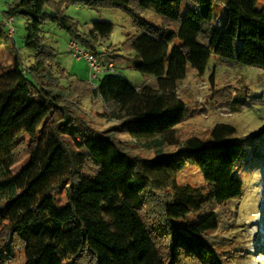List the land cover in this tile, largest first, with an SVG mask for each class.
Wrapping results in <instances>:
<instances>
[{"label": "trees", "instance_id": "obj_1", "mask_svg": "<svg viewBox=\"0 0 264 264\" xmlns=\"http://www.w3.org/2000/svg\"><path fill=\"white\" fill-rule=\"evenodd\" d=\"M70 4L119 8L135 32L116 49L102 48L113 24L94 20L82 31L65 12ZM215 4L224 6L221 25L212 23ZM145 9L162 22L144 18ZM8 17L13 31L15 17L24 20L27 65ZM47 23L99 61L125 62L152 79L135 86L108 68L109 59L95 86L72 78L46 40ZM0 43L12 56L0 74V264L13 249L22 264H226L209 233L220 226L215 208L243 194L238 171L248 150L229 123H215L205 136L181 132L189 109L178 87L188 66L204 74L212 52L264 70V0H10L0 10ZM89 97L102 102V119L118 124L96 128L80 109ZM228 100L239 109L238 96ZM112 130L154 155L131 153ZM164 145L177 149L162 154ZM188 164L198 166L206 187L178 182ZM59 191L65 204L57 209Z\"/></svg>", "mask_w": 264, "mask_h": 264}, {"label": "rangeland", "instance_id": "obj_2", "mask_svg": "<svg viewBox=\"0 0 264 264\" xmlns=\"http://www.w3.org/2000/svg\"><path fill=\"white\" fill-rule=\"evenodd\" d=\"M4 1L7 0H0V10L5 5ZM65 12L78 22L82 31H87L94 20L111 22L113 30L101 45L102 48L112 46L116 49L122 45L127 34L135 32L130 17L119 8H91L70 4ZM141 14L152 23L162 22V18L152 10H142ZM223 16L224 6L215 4L212 23L221 25ZM45 29L46 40L57 50V61L64 71L74 79L87 80L95 86L97 78L91 79L88 63L84 59H75L67 50V32L52 23H47ZM12 34L14 40L11 42L18 47L21 61L27 65L30 56L21 44V36L24 34V20L21 17H15ZM11 57L8 46L0 43V74L11 68ZM103 58L105 63L109 59L111 62L108 63L113 64L112 69H118L135 86H141L152 79L128 67L125 62H117L105 56ZM210 74H213L212 82L209 81ZM178 93L189 109L184 121L178 125L181 132H195L205 136L215 123L224 122L236 128L235 138L243 139V145L248 150L247 162L238 171V177L243 182V194L225 207L215 208L219 213L220 226L210 232L209 237L222 251V255H226V264H264V70L221 60L212 52L203 75H198L188 66L186 78L179 83ZM231 93L241 101L236 111L229 108ZM103 108L102 102L93 97L83 99L80 104L85 117L96 128L107 129L118 124L115 118L104 120L100 117ZM112 132L120 141L127 143L131 153L142 157L154 155L152 150L146 149L127 134L117 130ZM176 149V146L164 145L161 153H174ZM19 167L17 164L14 171ZM177 180L180 184L206 187L200 169L194 164H188L179 171ZM64 204V191H59L55 194V205L59 209ZM23 260L22 252L13 249L5 264H22Z\"/></svg>", "mask_w": 264, "mask_h": 264}, {"label": "built area", "instance_id": "obj_3", "mask_svg": "<svg viewBox=\"0 0 264 264\" xmlns=\"http://www.w3.org/2000/svg\"><path fill=\"white\" fill-rule=\"evenodd\" d=\"M6 22L8 25V34H12L14 32L13 27L11 26V23L13 22L12 17L6 18ZM67 48L75 57V59H84L88 63L91 79L97 78L99 73L103 71V66L97 57L83 49L77 42L69 40L67 43ZM107 66L112 70L113 64L109 63Z\"/></svg>", "mask_w": 264, "mask_h": 264}, {"label": "crops", "instance_id": "obj_4", "mask_svg": "<svg viewBox=\"0 0 264 264\" xmlns=\"http://www.w3.org/2000/svg\"><path fill=\"white\" fill-rule=\"evenodd\" d=\"M9 1H10V0L4 1V4H5L4 7L6 6L7 2H9ZM4 7H3V8H4Z\"/></svg>", "mask_w": 264, "mask_h": 264}]
</instances>
